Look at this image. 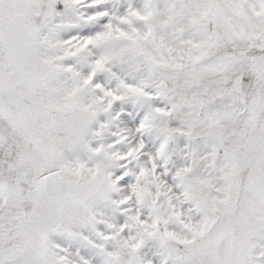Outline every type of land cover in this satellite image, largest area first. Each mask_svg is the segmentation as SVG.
I'll return each instance as SVG.
<instances>
[{
  "label": "snow or ice",
  "instance_id": "1",
  "mask_svg": "<svg viewBox=\"0 0 264 264\" xmlns=\"http://www.w3.org/2000/svg\"><path fill=\"white\" fill-rule=\"evenodd\" d=\"M0 264H264V0H0Z\"/></svg>",
  "mask_w": 264,
  "mask_h": 264
}]
</instances>
